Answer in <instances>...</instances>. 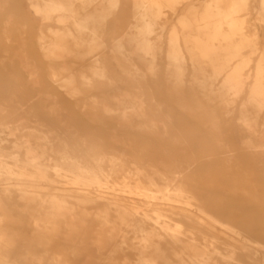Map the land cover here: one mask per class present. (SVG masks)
Segmentation results:
<instances>
[{
    "label": "rangeland",
    "instance_id": "374dc122",
    "mask_svg": "<svg viewBox=\"0 0 264 264\" xmlns=\"http://www.w3.org/2000/svg\"><path fill=\"white\" fill-rule=\"evenodd\" d=\"M108 1L94 2L88 5L86 11L92 12L101 5L107 6ZM210 1L180 0L174 9L164 8L153 33L149 35L151 43L157 48L154 75L148 72L147 66L137 57L132 58L145 74L143 86L150 91L161 114L164 116L172 112L174 116L172 123L177 126L179 118L190 130L188 132L192 146L189 150L195 154L199 152L201 141L213 149L212 133L200 120L178 105L172 89L177 83L178 74L176 69L169 65L168 54L170 38L173 32H176L185 59L181 84L184 102L191 104L193 93L202 98L201 84L195 82L194 78L203 79L212 73L213 68L208 63L200 67L193 65L185 38L197 36L198 25L202 24V15ZM134 5V0H119L117 7L109 11L103 23H91L88 25L89 29L84 32L77 31L75 27L76 18L81 16L80 13L86 12L81 9L82 4L79 0L75 2L76 13L79 16L70 17L62 23H59L55 16L44 20L36 13L29 0H8L0 9V105L10 109L9 113L20 106V101H25V98L17 90L24 86L27 93L33 97L31 103L41 112L40 116L43 119H48L50 116L48 110L56 106L59 110L56 118L63 120L64 124H80L84 129L78 131L79 136L87 141H96L100 145L105 156L106 170L109 168L110 160L117 159L123 161L131 173L136 171L132 158L133 151L128 144L120 141L124 131L120 130L116 121L101 113H91L89 101L82 106L81 98L69 97L57 83L48 78L47 70L49 65L56 61L54 63L56 67L70 69L69 73L62 76L64 78L70 74L77 76L80 71L86 70L94 56L103 57L110 64L112 50L118 43L124 46L126 53H129L133 48L129 40L137 35ZM193 17L198 21L194 28L184 29L182 19L191 21ZM240 17L243 19L242 36H236L234 41L248 39L241 58H249L251 61L242 71L243 78L246 79L243 92L238 97L229 95L228 105L218 104L217 116L220 120L221 133L234 145L235 159L241 161V168L250 167L251 175L247 177L244 172L237 174L234 169L225 170L222 167L221 156L217 153L212 154L211 161L207 157H202L197 162L198 176L180 181L186 194L180 202L168 207L171 218L169 225L179 232L180 241L175 242L170 236L162 233L164 238L162 248L166 260L159 259V264H181L183 259L187 260L184 247L188 239L193 237L203 244L202 235L198 231L199 226L209 230L210 237H214L209 247L208 264H264V109L256 116L252 106L248 104L250 88L255 82L256 65L264 57L262 0H248L247 8L241 12ZM6 22H8L6 36L9 35V39H5L6 32L3 31ZM223 29L227 30V26L223 25ZM93 30L96 31L103 46L94 56L85 58L71 56L52 60L45 57L41 50V44L47 46L55 32L65 33L64 36L74 48L73 38L82 44H88L96 36ZM40 35L44 36L43 40L39 39ZM19 44L24 45V55L21 56L16 55ZM73 52L82 53L83 50L73 49ZM23 59L34 69L22 66ZM147 59L151 60V57L147 56ZM238 60L233 61L227 71L235 68ZM196 69H203L206 74L195 72ZM28 70H36V77H30ZM226 73L205 85L218 92ZM40 79L42 82L38 83ZM118 87L124 88L121 84ZM103 93L112 95L114 90L105 86L89 91L93 97H101ZM216 101L220 102V98H216ZM242 110L246 111V117L251 120L252 129H247L240 121ZM15 115L7 119L11 125L13 121L20 119L19 113ZM71 117L74 120L69 122ZM92 129L96 131L97 137L90 135ZM129 132L140 139L139 131ZM7 134V131L1 134L2 146L7 152H12L15 150L13 141L16 137ZM147 140L145 142H149L155 149L165 147L164 143L160 147L156 138ZM248 140L258 147L261 162H254L242 145V142ZM79 144H82L81 141ZM135 150L139 151V166L145 167L147 174L153 177L154 183L162 187L164 182L148 167L149 155L141 152L140 146ZM8 161L16 172H23V175L19 176L0 175V231L6 236V241L1 246L3 252L9 255V264H107L109 261L114 264H135L137 256L131 244H136V234L121 221L119 210L131 205L144 206L149 217L153 218L154 208L146 207V200L131 193L130 189L135 185L133 180L127 184L120 176L109 182L84 180L77 186H72L68 180L56 178L51 168L46 171L41 166H26L24 170L22 162L19 163V167H15L13 160ZM232 165L234 166L235 162ZM160 169L163 170L161 166ZM142 182L145 187L150 185L147 177H143ZM23 183L40 195L41 204L54 203V224L46 223V213L42 207H38L36 211L26 209L24 198L18 191V185ZM154 227V222L147 219L146 228L150 231ZM122 240L125 242L122 243ZM117 245H120L119 249L115 248Z\"/></svg>",
    "mask_w": 264,
    "mask_h": 264
},
{
    "label": "bare ground",
    "instance_id": "6f19581e",
    "mask_svg": "<svg viewBox=\"0 0 264 264\" xmlns=\"http://www.w3.org/2000/svg\"><path fill=\"white\" fill-rule=\"evenodd\" d=\"M29 1L36 13L41 15L44 20L52 19L55 16L58 22L62 23L70 17L78 15L75 6L76 0ZM79 1L82 4V10L86 11L88 5L99 0ZM247 1L211 0L202 15V24L198 25L197 36H187L185 38V45L190 53L193 65L200 67L202 64L208 63L213 68L212 73L204 76L203 79L200 77L194 78L195 82L201 84L200 93L202 98L193 93L191 104L184 102L182 92L181 84L185 59L177 33L173 32L170 38L168 62L171 67L176 69L178 74L177 83L172 88L174 96L180 107L200 120L204 127L212 133L213 149H210L208 144L201 141L197 154L189 150L192 146L188 132L190 130L184 126L179 118L177 119L178 124L175 126L172 123L174 117L172 112L164 116L161 114L160 108L153 100L150 91L143 86L145 74L132 60L134 56L137 57L147 66L151 75L155 74L157 48L151 43L149 35L153 33L154 26L162 16L164 8L174 9L180 0H134L137 35L129 40L133 48L129 53H126L122 44H116L112 50L110 64L105 58L94 56L103 47L95 30L93 32L96 36L88 44H82V42L73 38L74 48L69 44V39L64 36L65 33L55 32L52 41L47 46L41 44V50L45 57L52 60L71 56L81 58L94 56L86 70L80 71L77 76L70 74L64 78L62 76L69 73L70 69L68 67H56L55 61L49 65L48 78L53 83H57L69 97L81 98L82 106L89 101L91 113H101L105 117L116 121L120 130L124 131L120 141L128 144L133 151L132 158L135 173H131L123 161L117 159H111L109 168L106 170L104 168L105 156L100 145L96 141H87L79 136L78 131L83 130V126L71 123L69 125L64 124L63 120L56 118L59 114L56 106L48 110L50 115L48 119H43L40 116L41 112L31 103L33 97L27 93L24 86H20L17 91L25 98V101L27 100L26 103H22L25 102L24 100L20 101V106L12 109L10 113L8 112L10 109L0 105V175H23L22 171L16 172L14 167L10 165L8 160H13L15 167H19V163L22 162L24 170L26 166H41L45 170L51 168L56 178L66 179L72 186H77L79 182L84 180L109 182L120 176L127 184L130 183V180H133L135 185L130 189L131 193L146 200V207L152 206L154 208L153 218L149 217L147 211L143 208L144 206L131 205L122 207L119 210L121 221L136 234L135 241L137 242L131 244V248L136 251L137 260L135 264H159V259L166 260L165 251L162 248L164 239L162 233L164 232L170 236L175 242L180 241L178 238L179 232L169 225L171 218L168 214V207H172L173 203L180 202L186 194V190L182 187L183 183L180 181L194 179L198 176L197 162L202 157H207L211 161L212 154L217 153L221 156L222 167L225 170L234 169L237 174L244 172L243 174L247 177L251 175L249 173L251 168L248 166L241 168V161L235 159L234 145L226 138V135L221 133L220 120L217 116L218 104L228 105L229 95L233 94L238 97L244 90L246 79L243 78L242 71L244 67L249 65L251 60L245 57L241 58V53L248 44V39H241L239 42H235L234 39L238 35L242 36L243 19L240 14L246 10ZM6 2L8 0H0V9L5 6ZM118 2L119 0H109L107 6L101 5L92 12H84L83 16L76 18V30L84 32L89 29L88 25L91 23H103L109 11H113ZM262 8L264 10V0H262ZM192 19L191 21L186 18L182 19L181 24L184 29L192 30L194 28L198 21L196 17ZM7 23L3 29L4 33L7 30ZM223 25L227 26V30L223 29ZM6 35L7 32L5 39H9V35ZM39 39L43 40L44 36L40 35ZM23 49L24 45L21 44L16 55H24ZM73 49H82L83 52L74 53ZM147 56H150L151 60H148ZM24 59L22 66L33 68ZM237 59L239 60L236 67L227 71L230 64ZM28 71L30 77H36V70ZM195 72L206 74L203 69H196ZM225 72H227V75L218 92L213 90L211 86L207 87L205 85L208 81H216ZM39 78L41 77L39 76ZM40 81L42 82V79L38 80V83ZM263 81L264 57L256 65L255 82L250 88L248 99V104L252 106L256 116L264 109ZM119 84L123 85L124 88L120 89ZM105 86L114 90V93L112 95L103 93L101 97H93L89 94L90 90L102 89ZM39 98H41L40 95ZM216 98H220V102H217ZM17 113H19L20 119L13 121L11 125L7 119ZM73 120L71 117L69 122ZM240 121L247 129L253 128L251 120L246 117L245 110L241 112ZM102 125L106 126L104 123ZM132 130L139 131L140 139L129 132ZM6 131L8 132L7 135L16 137V140L13 141L16 151L7 152V149L2 146L1 134ZM90 135L97 137L94 129L91 130ZM149 138H156L158 145L162 147L161 144L164 143L165 147L155 149L149 142H145ZM80 141L82 144H79ZM242 145L250 153L254 162H261L257 146L249 140L242 142ZM137 146H140L141 152L149 155L150 164L148 167L164 182L162 187H158L154 183L153 177L147 174L145 167L139 166V151L135 150ZM233 162H235L234 166L232 165ZM160 166L163 170L160 169ZM143 177H147L150 183L149 186H144ZM18 191L21 193V197L24 198L27 210L36 211L38 207H42L46 213V223H55L53 221L54 203L41 204L40 195L24 183L18 185ZM147 219H151L155 224V227L150 231L146 228ZM198 231L202 235L204 245L193 237L188 239L184 247L187 260L183 259L181 264L209 263V247L212 245L214 237H210L209 230L203 227L199 226ZM5 241V234L0 231V264L10 263L9 255L3 252L1 246ZM122 241V243L125 242V240ZM115 248L119 249L120 245ZM107 264L114 263L109 261Z\"/></svg>",
    "mask_w": 264,
    "mask_h": 264
},
{
    "label": "crops",
    "instance_id": "0c3cea01",
    "mask_svg": "<svg viewBox=\"0 0 264 264\" xmlns=\"http://www.w3.org/2000/svg\"><path fill=\"white\" fill-rule=\"evenodd\" d=\"M76 9H77V8H76ZM81 9H82V7H81ZM86 12L88 13V12H90V11H86ZM84 14H85V13H80L81 16H83Z\"/></svg>",
    "mask_w": 264,
    "mask_h": 264
}]
</instances>
